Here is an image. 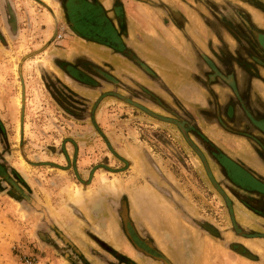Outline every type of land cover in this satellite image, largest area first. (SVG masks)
<instances>
[{
  "label": "rangeland",
  "instance_id": "obj_1",
  "mask_svg": "<svg viewBox=\"0 0 264 264\" xmlns=\"http://www.w3.org/2000/svg\"><path fill=\"white\" fill-rule=\"evenodd\" d=\"M125 1L0 0V264H264V0Z\"/></svg>",
  "mask_w": 264,
  "mask_h": 264
},
{
  "label": "crops",
  "instance_id": "obj_2",
  "mask_svg": "<svg viewBox=\"0 0 264 264\" xmlns=\"http://www.w3.org/2000/svg\"><path fill=\"white\" fill-rule=\"evenodd\" d=\"M147 1L150 2L149 0H147ZM144 2H146V1L145 0H134V3H137L139 7H141L140 5L145 4ZM121 3H122L121 7H122V9L125 10L126 17H128L131 26L137 27V28H139V27L145 28L146 25L149 24L145 21L144 18H142V15H140V13L132 11V10L127 8L128 7L127 5H130L133 2H127L125 0H121ZM91 4H93V3L87 2V5H90V6H88L89 12L76 13L77 15H79V17L82 19V22H84L86 27H87V29L83 31L84 34H86L87 36L93 35V32H92L93 30H97L101 26L106 25L104 22H100L98 20H95V18H93V15L90 12L92 11L91 6H94V4L93 5H91ZM114 8H112L111 10H114ZM106 11H107L108 17L112 21V17L109 14L108 9ZM153 14L157 15L158 17H159L158 14H161L162 20L165 17V13L161 9H156L155 11H150V15H153ZM150 25L152 26V29H153L154 25H152V24H150ZM104 28H106V26ZM122 34H126L125 31L124 32L122 31ZM126 36H129V35H125L122 38L123 39L122 41H124V43H125L124 37H126ZM242 122L245 123L244 127L236 126V129H237V131L243 130L242 134H246V116L243 118ZM260 130H262V131H260L259 133L263 134V132H264L263 129H260ZM261 182H262V184H264L263 180ZM244 183L246 184V179H245ZM243 240H245V241L243 242L242 246H240L239 244H233V242L222 243L219 241V238L216 239V241H213L214 245H215V249H216V251H215L216 254H215V257L213 259H211L210 264H262L260 259H258V257H256V258L251 257L250 258V257L246 256V247H245L246 238H244ZM234 247L237 248L238 250H242L243 252L237 251L236 249H234Z\"/></svg>",
  "mask_w": 264,
  "mask_h": 264
},
{
  "label": "trees",
  "instance_id": "obj_3",
  "mask_svg": "<svg viewBox=\"0 0 264 264\" xmlns=\"http://www.w3.org/2000/svg\"><path fill=\"white\" fill-rule=\"evenodd\" d=\"M70 75L74 78H77V79H81L79 75H76L74 74L73 72H69ZM102 76L104 78H108L109 76L105 73H101ZM87 80V78H86ZM235 168L238 170V173L240 174V177H242L241 181L244 183V180H248L249 182L246 184V188L247 189H254V190H258V191H261V192H264V184H262V182H260L259 180H257L255 177H253L252 175H250L248 172H245L244 170L240 169L239 167H237L235 165Z\"/></svg>",
  "mask_w": 264,
  "mask_h": 264
},
{
  "label": "built area",
  "instance_id": "obj_4",
  "mask_svg": "<svg viewBox=\"0 0 264 264\" xmlns=\"http://www.w3.org/2000/svg\"><path fill=\"white\" fill-rule=\"evenodd\" d=\"M25 261H26V262H30V259H29V258H25Z\"/></svg>",
  "mask_w": 264,
  "mask_h": 264
},
{
  "label": "water",
  "instance_id": "obj_5",
  "mask_svg": "<svg viewBox=\"0 0 264 264\" xmlns=\"http://www.w3.org/2000/svg\"><path fill=\"white\" fill-rule=\"evenodd\" d=\"M113 42V41H112Z\"/></svg>",
  "mask_w": 264,
  "mask_h": 264
}]
</instances>
